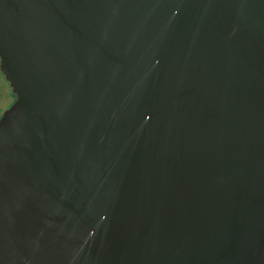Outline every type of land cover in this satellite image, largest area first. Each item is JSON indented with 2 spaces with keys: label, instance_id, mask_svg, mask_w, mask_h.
Returning a JSON list of instances; mask_svg holds the SVG:
<instances>
[{
  "label": "water",
  "instance_id": "1",
  "mask_svg": "<svg viewBox=\"0 0 264 264\" xmlns=\"http://www.w3.org/2000/svg\"><path fill=\"white\" fill-rule=\"evenodd\" d=\"M0 264H264V0H0Z\"/></svg>",
  "mask_w": 264,
  "mask_h": 264
},
{
  "label": "rangeland",
  "instance_id": "2",
  "mask_svg": "<svg viewBox=\"0 0 264 264\" xmlns=\"http://www.w3.org/2000/svg\"><path fill=\"white\" fill-rule=\"evenodd\" d=\"M15 101V94L10 83L0 71V114L7 110Z\"/></svg>",
  "mask_w": 264,
  "mask_h": 264
},
{
  "label": "flooded vegetation",
  "instance_id": "3",
  "mask_svg": "<svg viewBox=\"0 0 264 264\" xmlns=\"http://www.w3.org/2000/svg\"><path fill=\"white\" fill-rule=\"evenodd\" d=\"M0 71H1V70H0ZM2 74H3V73H2ZM3 75H4V74H3ZM15 100H16V95H15ZM14 102H15V101H14ZM3 113H4V112H3ZM3 113H2V114H3ZM2 114H0V117L2 116Z\"/></svg>",
  "mask_w": 264,
  "mask_h": 264
}]
</instances>
